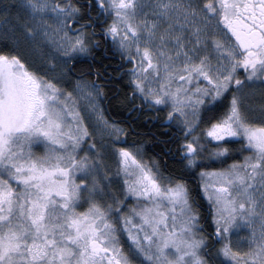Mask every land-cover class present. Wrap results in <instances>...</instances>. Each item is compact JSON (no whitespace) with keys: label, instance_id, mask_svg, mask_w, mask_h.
Returning <instances> with one entry per match:
<instances>
[{"label":"snow or ice","instance_id":"1","mask_svg":"<svg viewBox=\"0 0 264 264\" xmlns=\"http://www.w3.org/2000/svg\"><path fill=\"white\" fill-rule=\"evenodd\" d=\"M14 12L13 51L0 52V264H264V0H0L6 23ZM107 53L134 110L168 109L186 170L206 152L222 165L199 172L212 234L183 178L139 147L109 153L105 138L128 132L105 115L104 72L87 79L88 64L73 80ZM233 151L243 159L223 167Z\"/></svg>","mask_w":264,"mask_h":264},{"label":"trees","instance_id":"2","mask_svg":"<svg viewBox=\"0 0 264 264\" xmlns=\"http://www.w3.org/2000/svg\"><path fill=\"white\" fill-rule=\"evenodd\" d=\"M109 22H111L109 20ZM100 39V35L96 37ZM13 51L12 46L6 41L1 34L0 30V52L8 53ZM123 63L119 55H113L112 53H107V58L104 56H99L98 59L93 60L92 58H86V61L77 65V70L73 73L74 76L81 75V69H84L85 74L87 72V65L91 64L93 66L92 71L93 75L86 76L87 79H96L95 71L99 69L101 72H104V78L98 79L97 83L103 84L105 88V98L103 103H106L107 110L113 118L122 119V123L125 125L128 135L130 138H133L140 147H145L147 143L148 147L146 149V159H155L158 161L161 167V170L167 175H172L174 178H183L192 193V196L195 201V205L201 213L202 217L205 219L201 220V223L204 225L206 234H212L211 231V220H210V208L207 207L205 200L199 194L198 180L196 174L202 170L211 171L222 167L218 162L207 160V152L205 157L202 160V168H196L194 170H186L184 162L182 161V156L178 148L179 135L181 133H176V128L171 124L169 126L166 121L167 110H158V109H144L138 113L137 110H134V105L129 102L127 97L132 95V90L127 84V77L124 80L119 79V65ZM105 66L106 69H105ZM126 67H131L127 65ZM242 77V75H241ZM141 105L139 99L135 100V107ZM223 107H218L214 113H205L203 114V122L199 126V130L203 131L209 125V116L211 115H222ZM128 120H132L133 129L127 123ZM202 135V132H201ZM108 142H110L108 140ZM115 142V141H114ZM203 143H206V148L208 151L211 148L215 147V143H208L202 139ZM118 144V143H116ZM151 145V146H150ZM232 149H237L240 147L237 143H232L228 145ZM238 154L233 151L232 156L227 159L223 167H226L227 164H231L233 160H237ZM107 164L115 166L116 162L113 156H110L107 159ZM111 169V168H110ZM112 173H115L116 169H111ZM122 188L121 182L116 186L114 191L119 192ZM128 205H132L133 202L127 201ZM126 239V237H125ZM218 247V245L216 246Z\"/></svg>","mask_w":264,"mask_h":264},{"label":"rangeland","instance_id":"3","mask_svg":"<svg viewBox=\"0 0 264 264\" xmlns=\"http://www.w3.org/2000/svg\"><path fill=\"white\" fill-rule=\"evenodd\" d=\"M15 15H16V13L14 12L13 15H12V17L9 18V20H8L7 23H6L5 20L3 19V16H0V30H1V34H2V36H3L4 38H6V41H7L11 46H12V42H11V39H10L9 37H10L11 34H12V30H13L14 27L16 26V25H15ZM5 32L8 33V36H5ZM12 48H13V46H12ZM50 50H51L50 48H47V47H46V48L44 49V53L46 54V53L49 52ZM25 55H26V58H27L29 64H30L32 67H34V68H43V67H47V64H45V63L43 62V60H42V56H41V53H40L39 51H31V50H29V51H27V52L25 53ZM241 75H242V77H243V75H244L242 71H241ZM79 77H80V76H79ZM79 77L73 75V80L78 79ZM255 87H256L257 89H259V87H260V82H259V81L256 82ZM69 90H70V89H69ZM250 102H252V103H254V104H257V105H258L259 103H261V100H260L259 95L257 94L256 96H254ZM102 107H103V103H102ZM167 111H168V110H167ZM173 124H175V123H173ZM175 125H177V124H175ZM177 126H178V125H177ZM178 127H179V126H178ZM201 132L203 133V131L199 130V128H198V129H197V134H201ZM181 133H182V132H181ZM182 135H183V134H182ZM105 139H106V141H107V146H108L109 153H111V152L114 150L113 147H112L113 144L115 145V148L125 147V146H121V145L116 144L113 140H111V139H109V138H105ZM180 139H182V138H180ZM189 139H190V138H189ZM97 140H98V142H99V136L97 137ZM108 140H109L110 142H108ZM211 143H215V142H211ZM211 149H212V148H211ZM211 149H210V150H211ZM210 150H209V151H210ZM206 154H207V153H206ZM246 154H247V153H244V155H246ZM113 158H114V160H115V162H116V157L113 156ZM242 159H243V156H242L241 154H238V158H237V160H242ZM143 160H144V159H143ZM152 160H153V159H152ZM152 160L150 159V160H144V161H145V162H149V161H152ZM207 160H209V159H207ZM209 161H212V160H209ZM108 166H109L111 169H113V168H114V170L116 169V164H115V166H114V164H113V166H111V164L108 165ZM197 180H198V187H199V190H200V191H199V193H200L199 195L202 196V197L204 198L207 207L210 208V205H209V203H208L206 197L204 196L203 191H202V189H201V187H200V177H199V173H198V175H197ZM121 186H122V180H121ZM128 201L133 202L132 205L135 204V201H134L132 198H129ZM132 205H129V206H132ZM210 220H211V216H210ZM210 225H211V228H212L211 231L214 232V225L212 224V221H211ZM247 234H248L247 230H242L241 233H240L241 236H246ZM218 247H219V245H218ZM244 250L246 251L247 248L245 247Z\"/></svg>","mask_w":264,"mask_h":264},{"label":"flooded vegetation","instance_id":"4","mask_svg":"<svg viewBox=\"0 0 264 264\" xmlns=\"http://www.w3.org/2000/svg\"><path fill=\"white\" fill-rule=\"evenodd\" d=\"M102 103H103V101H102ZM139 107V106H138ZM103 108L105 109V115L110 119V120H115L119 125H120V127H122V128H124V129H126V127H125V125L122 123V119H119V118H113L110 114H109V112H108V110H107V105H106V103H103ZM144 109H148L147 108V106H144V108H143V110ZM139 112H141V111H138V113ZM127 123L130 125V124H132V120H128L127 121ZM131 126V128L133 129V125H130ZM173 126L176 128V133H181L180 131H179V127L177 126V125H175V124H173ZM127 130V129H126ZM180 137L179 138H182V133L179 135ZM180 140V139H179ZM115 143H118V145H121V146H125V147H127V148H129V149H132V150H135L137 147H139L140 149H141V154H142V157H143V159L144 160H147L146 159V157H145V153H146V149H147V143H145V147H140L139 146V144L138 143H136L135 141H134V139L133 138H130L129 136H122L121 137V139H120V141H115ZM151 146V145H150ZM153 160H155L154 158H153ZM164 174L165 175H167V173H165L164 172Z\"/></svg>","mask_w":264,"mask_h":264}]
</instances>
